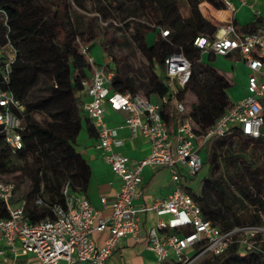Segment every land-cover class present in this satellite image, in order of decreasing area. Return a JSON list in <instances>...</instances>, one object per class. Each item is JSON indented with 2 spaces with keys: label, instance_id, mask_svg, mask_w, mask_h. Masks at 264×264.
I'll list each match as a JSON object with an SVG mask.
<instances>
[{
  "label": "trees",
  "instance_id": "16d2710c",
  "mask_svg": "<svg viewBox=\"0 0 264 264\" xmlns=\"http://www.w3.org/2000/svg\"><path fill=\"white\" fill-rule=\"evenodd\" d=\"M87 1L0 0V54L5 56L9 45L16 50L9 78L2 86L20 102L21 107L14 111L21 118L24 140L21 148H13L0 126V171L13 182L7 175L16 170L28 179L30 188L19 200L25 201L26 216L32 223L53 216L55 204H65L62 189L67 181L73 191L84 192L90 179V165L76 148L85 115L79 91L94 64L84 47L89 53L100 39L107 57L104 65L113 72V91L157 98L170 95L159 69L164 70L169 55L184 53L191 61V75L178 97L185 101L188 93L194 96L189 103L190 115L198 135L233 104L230 81L211 63L213 56L203 61L202 50L194 45L197 35L213 37L218 29L204 16L200 3L208 1L223 8L222 0H185V11L180 0H98L91 11ZM114 11L121 18L111 16ZM140 12H146L152 22L137 20L132 24ZM98 21L108 26L101 38L96 31ZM258 27L253 22L241 30L252 32ZM160 29H168L169 34L162 36ZM119 30L131 31L135 48L147 59L144 66L130 70L121 61L122 55L113 52L125 39L116 36ZM151 31L157 34L152 44L147 40ZM161 112L173 129L180 114L171 96L162 103ZM92 128L97 131L91 122ZM207 145L209 171L202 192L191 193L203 215L221 230L264 224V158L258 152L264 148V139L247 136L238 126H231L223 135L207 140ZM46 155L51 156L46 159ZM16 158L26 164L16 168ZM7 216L9 210L0 201V218ZM167 230L183 234L190 232L192 225ZM261 245L262 250L241 252L237 243H232L223 253L204 257L199 264H264V240Z\"/></svg>",
  "mask_w": 264,
  "mask_h": 264
},
{
  "label": "built area",
  "instance_id": "2783aa9c",
  "mask_svg": "<svg viewBox=\"0 0 264 264\" xmlns=\"http://www.w3.org/2000/svg\"><path fill=\"white\" fill-rule=\"evenodd\" d=\"M222 1L225 8L235 10L233 0ZM160 32L162 36L169 34L168 29ZM194 45L202 52L220 55L237 50L250 69L248 95L234 102L200 135L203 143L223 135L231 126H238L243 134L253 138L262 136L264 28L245 32L230 21L219 26L213 37L197 35ZM83 51L93 63L86 47ZM15 53V48L9 45L5 56L0 54V126L7 142L18 149L24 144L23 125L14 108L21 105L2 86L9 78ZM164 71L170 95L158 100L141 93L113 91L110 85L113 72L105 65H93L91 76L82 81L83 90L91 97L83 104V111L97 129V146L103 150V158L121 180L109 216L100 215L85 192L73 191L67 181L62 189L65 204H55L53 216L32 223L26 216L25 201L14 200L16 184L5 179L0 171V201L9 210V216L0 218V264H105L127 236L137 240L146 237L148 249L156 255L155 264H199L204 257L223 253L232 243H237L241 252L251 248L262 250L264 224L221 230L203 215L200 205L185 189L186 179L197 175L204 163L194 142L199 135L190 105L178 97L189 81L191 61L184 53L175 52L165 59ZM170 96L180 114L173 129L161 112L162 103ZM106 104L128 112L126 123L131 133L143 135L151 143L150 154L136 165H131L124 154L110 149L120 140L104 121ZM145 166L168 167L172 189L151 205L138 207L134 201L143 194L141 172ZM37 202L41 203V199ZM147 210L154 211L158 218L156 225L144 234L140 213ZM181 224H191L192 230L183 234L167 230ZM95 232H106L102 244L96 242Z\"/></svg>",
  "mask_w": 264,
  "mask_h": 264
},
{
  "label": "crops",
  "instance_id": "0c3cea01",
  "mask_svg": "<svg viewBox=\"0 0 264 264\" xmlns=\"http://www.w3.org/2000/svg\"><path fill=\"white\" fill-rule=\"evenodd\" d=\"M235 10L228 8H216L208 1L200 3V9L204 16L219 26L232 21L239 29L246 25L257 22L259 27L264 28V0H233ZM150 43V42H149ZM94 59V66L104 65L107 57L100 49L93 53L89 52ZM213 56L211 63L221 70L231 85L228 89L229 97L234 103L246 97L249 93L248 78L250 69L244 64L240 53L237 50L231 51L227 55H220L210 52H202V60L207 62ZM93 68L89 71V77ZM81 105L91 99L83 89L79 91ZM150 98L158 100L152 95ZM128 112L114 109L106 104L104 121L116 131V136L120 143L111 146L112 151L120 152L129 158L131 165L148 156L151 152V143L143 135H133L126 123ZM92 120L86 114L82 116V127L78 134L77 150L87 160L91 168V175L87 184L85 194L90 202L99 210L100 215L109 216L111 212V201L117 190L120 188L121 180L112 170L111 165L103 158V150L97 146L99 141L98 132L91 130ZM93 124V123H92ZM227 135V134H226ZM264 139V125L262 136ZM205 163V168L198 172L196 176L189 177L184 183L185 189L190 193L200 194L202 192L203 179L208 174L209 165L207 163V141L203 143L199 135L194 140ZM258 152L264 158V148H258ZM205 169V170H204ZM143 194L134 203L138 207L151 205L158 197H165L172 189L171 170L165 166H145L142 169ZM106 201V202H104ZM143 233L157 223V214L152 210L140 213ZM106 237V232H95L94 238L98 244H102ZM156 255L148 249L146 237L135 239L131 236L125 237L120 246L109 256L105 264H155Z\"/></svg>",
  "mask_w": 264,
  "mask_h": 264
},
{
  "label": "rangeland",
  "instance_id": "374dc122",
  "mask_svg": "<svg viewBox=\"0 0 264 264\" xmlns=\"http://www.w3.org/2000/svg\"><path fill=\"white\" fill-rule=\"evenodd\" d=\"M98 4H99L98 0H88L87 1L88 9L90 11L94 10V8L98 6ZM179 4H180L181 10L185 11V0H180ZM86 14H87V16L91 15V13H86ZM111 16L117 17V20L119 18H121L120 13H118L116 11L111 13ZM131 20H133V19H131ZM137 20H146L148 22H152L150 16L146 12H140L138 14V16L136 17V19L133 20L132 24H135ZM107 29H108V26L106 25L105 21L96 22V31L98 32V38H101L103 36V34H105ZM110 29H114V28L111 27ZM130 35H131V31H128L127 33L124 30L117 31L116 36H121V38L123 37L125 39L122 42H119V46L114 47L113 52H115L118 55H122L121 61L123 62L124 66H126L130 70H134V69H137L139 67L144 66V64L147 63V59L144 57V55H142L140 50L135 48V44L133 43L132 39L130 38ZM156 37H157V34L153 31H151L147 35V40L150 42V44H152L155 41ZM99 49L101 51H103L100 39L96 40L95 45L92 47L93 53H95V51H97ZM159 73L161 76H165L164 70L159 69ZM155 99H156V97H155ZM193 99H194V96L192 94L188 93L185 96V101L188 105ZM35 142H36V140H32V139L30 140V143L33 145H36ZM43 149H44V151H46L47 148H43ZM50 156L46 155L45 158L49 159ZM29 162H31V159H29ZM14 164H15L16 168H22L26 164V161L16 158L14 161ZM203 166L205 168V164ZM7 177L14 180V182L16 184V192H15L14 200L18 201L19 199H21L25 196V193L30 188L28 179L26 178L25 175L22 174L21 170H18V171L16 170L13 173H9L7 175Z\"/></svg>",
  "mask_w": 264,
  "mask_h": 264
}]
</instances>
